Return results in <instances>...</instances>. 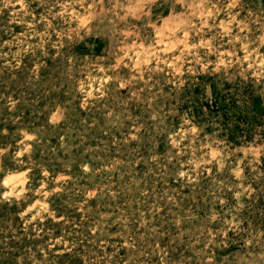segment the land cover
Returning <instances> with one entry per match:
<instances>
[{
    "label": "rangeland",
    "instance_id": "374dc122",
    "mask_svg": "<svg viewBox=\"0 0 264 264\" xmlns=\"http://www.w3.org/2000/svg\"><path fill=\"white\" fill-rule=\"evenodd\" d=\"M254 96L264 0H0V264H264Z\"/></svg>",
    "mask_w": 264,
    "mask_h": 264
},
{
    "label": "trees",
    "instance_id": "16d2710c",
    "mask_svg": "<svg viewBox=\"0 0 264 264\" xmlns=\"http://www.w3.org/2000/svg\"><path fill=\"white\" fill-rule=\"evenodd\" d=\"M251 100H252L251 106L247 110L248 113L244 114L242 112L241 114L239 113L238 115L235 113L234 115L236 117L235 118L236 120H234L232 116L229 117L230 119L236 121L230 127V130H229L230 131V137H233V135L235 133L238 134L239 129H241V128H239L238 122H241L243 118L246 120V117H245L246 114L248 115L247 119L251 115V119H250L251 122H254V120H257L259 123L260 120H258V119H260L261 117H264V101L258 96H254ZM218 105H220V104L218 103Z\"/></svg>",
    "mask_w": 264,
    "mask_h": 264
}]
</instances>
